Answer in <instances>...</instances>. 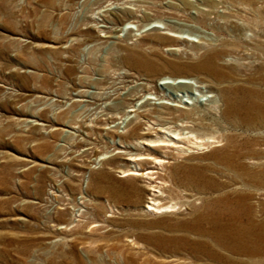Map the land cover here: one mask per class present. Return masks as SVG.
<instances>
[{
    "label": "rangeland",
    "instance_id": "374dc122",
    "mask_svg": "<svg viewBox=\"0 0 264 264\" xmlns=\"http://www.w3.org/2000/svg\"><path fill=\"white\" fill-rule=\"evenodd\" d=\"M156 34L186 40L156 43ZM225 38L221 48L231 53L220 62L241 65L240 75L255 77L248 85L264 93V0H0V264H221L173 244L198 197L231 189L246 197L254 221H264V146L232 171L214 145L181 152L122 136L148 109L162 121L178 114L163 104L191 108L198 100L190 120L203 125L221 107L204 73L188 76L181 94L174 76L133 67L129 54L160 68L162 59L196 62ZM149 87L165 98L141 96ZM133 91L141 97L129 107L123 100ZM139 153L160 164L141 159L139 171L151 174L118 177L133 168L125 158ZM212 180L231 185L205 189ZM151 185L177 203L174 211L144 209Z\"/></svg>",
    "mask_w": 264,
    "mask_h": 264
},
{
    "label": "bare ground",
    "instance_id": "6f19581e",
    "mask_svg": "<svg viewBox=\"0 0 264 264\" xmlns=\"http://www.w3.org/2000/svg\"><path fill=\"white\" fill-rule=\"evenodd\" d=\"M230 25H233L237 31L243 30L236 23L231 22ZM211 28H215L218 34L223 35V33H220L222 30L221 26H217L216 24L211 25ZM184 39L177 34H173L172 36L156 34L153 40L156 43H172L185 41L186 39ZM227 39L221 40L219 47L207 46L202 54V58L196 62L162 59L159 63L156 62L160 68L154 62H151V60L146 59L147 57L142 58L141 55L140 57H136L135 53L129 54L131 58L130 63L133 67L142 69L144 72L158 69V75H168L163 77V79L174 76L171 86L176 88L181 94L182 92L188 93L190 90L186 82L188 76L194 73H204L213 80L212 83L208 84L207 88L210 92L219 94L221 107L218 108V111L211 110L209 112L212 124L203 125L199 122L194 124L190 120V116L193 114L191 112L197 108L198 100L191 102V108H187L189 107L188 105L181 106L177 103L163 104L162 107L171 109V112H178V114L167 113L170 121H162L151 117L150 115L154 112V109H148L145 114L137 115L146 120L142 123L146 125L145 130L140 131L143 125L137 122L122 136L136 135L134 140L141 146L150 147L152 144L154 146L156 144L161 147H179L181 152L190 148L202 149L214 145V147H219V150L222 152L220 164L231 170L239 166V160L249 159L248 151L255 149L263 150L259 147L264 146V135L260 134V132L264 131V104L256 99V95L263 101L264 93L248 85L255 77L252 73L246 74L245 77H243L244 74L240 75L241 65L220 62L223 57L229 56L231 53V51L221 48L229 43ZM236 40L238 39L236 38L233 44ZM169 47H172L170 49L172 51H178L177 46L171 45ZM144 90L146 92L141 94V96L153 94L158 96V98H165L162 92L154 90L153 87L144 88ZM138 93L135 91L130 92L129 97L125 98L123 102L131 104L129 107H133L132 101H136L141 97ZM175 96H178V93H175ZM181 97L179 100L173 97L172 101L186 104V101L183 100L182 102ZM118 109V106H114V110ZM119 113H122L120 116L126 114V112L117 111L115 115ZM204 118L205 116L198 117L200 120ZM157 120L160 124H157L153 128L150 121L156 122ZM212 126L215 127L211 128ZM222 126H227L234 131H241L239 133L221 134L218 132L217 127ZM149 157L157 160L160 164V159H155L149 154L128 155L125 159L132 164L133 168L128 167L124 170H119L118 172L121 174L118 177L151 174V170L148 169L145 173L139 171L141 159H150ZM138 160L140 161L137 162ZM207 184L210 187H206L205 189L209 188L217 191L231 185L229 181L216 182L213 180ZM194 186L197 187L198 193L204 192L202 188L205 184ZM148 190L150 194L144 206L145 210L162 213L172 212L177 207L176 202L171 200L165 201L162 198V192L157 185H151ZM234 190L231 189L225 193H217L215 196L198 197L199 205H191L196 212L184 224L183 234L174 242V248L187 245L192 250V256L195 259H199L201 255H205L221 264H248L249 261L259 264L258 262L262 261V259L264 260V221L257 223L253 220L251 206L243 204L246 197ZM179 258L189 259L187 254L184 253Z\"/></svg>",
    "mask_w": 264,
    "mask_h": 264
}]
</instances>
